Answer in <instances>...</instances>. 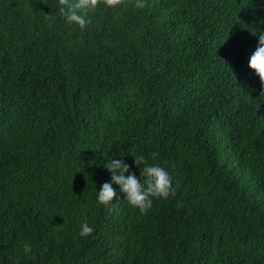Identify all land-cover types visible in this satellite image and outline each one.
I'll list each match as a JSON object with an SVG mask.
<instances>
[{"label": "trees", "instance_id": "16d2710c", "mask_svg": "<svg viewBox=\"0 0 264 264\" xmlns=\"http://www.w3.org/2000/svg\"><path fill=\"white\" fill-rule=\"evenodd\" d=\"M61 6L0 0V264H264V0ZM116 155L175 191L98 205Z\"/></svg>", "mask_w": 264, "mask_h": 264}, {"label": "clouds", "instance_id": "9594fccd", "mask_svg": "<svg viewBox=\"0 0 264 264\" xmlns=\"http://www.w3.org/2000/svg\"><path fill=\"white\" fill-rule=\"evenodd\" d=\"M118 2L119 0H71V2L59 0L60 5H63L59 7V13L67 24H74L83 29L90 22L91 14L98 8L111 7ZM252 34L257 36L258 44L249 58L248 66L259 77L264 87V29L255 28ZM101 163L110 174V179L105 181L99 190L96 189V202L100 206L107 207L113 203L114 197L122 196L130 208L138 209L143 213L151 209L153 198H166L175 191L169 170L159 163L149 162L143 155L134 158L135 165L139 167V175L121 155L110 156ZM113 185H117L118 188ZM93 232V225L84 220L76 235L87 237ZM25 247L30 248V245Z\"/></svg>", "mask_w": 264, "mask_h": 264}]
</instances>
